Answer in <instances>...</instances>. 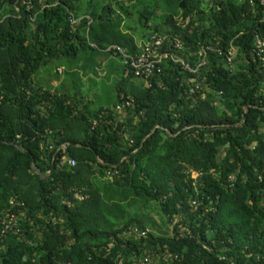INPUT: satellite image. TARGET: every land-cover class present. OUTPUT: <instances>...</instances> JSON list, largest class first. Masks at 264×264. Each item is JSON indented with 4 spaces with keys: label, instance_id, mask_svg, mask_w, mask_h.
<instances>
[{
    "label": "trees",
    "instance_id": "16d2710c",
    "mask_svg": "<svg viewBox=\"0 0 264 264\" xmlns=\"http://www.w3.org/2000/svg\"><path fill=\"white\" fill-rule=\"evenodd\" d=\"M166 4L179 26L158 21ZM134 24L178 39L193 69L202 47L236 55L210 51L197 74L169 57L143 79L117 52H140ZM258 39L259 0H0V264H264ZM105 63L82 92L74 67ZM154 204L163 235L145 222ZM11 216L18 232L2 238Z\"/></svg>",
    "mask_w": 264,
    "mask_h": 264
},
{
    "label": "built area",
    "instance_id": "2783aa9c",
    "mask_svg": "<svg viewBox=\"0 0 264 264\" xmlns=\"http://www.w3.org/2000/svg\"><path fill=\"white\" fill-rule=\"evenodd\" d=\"M264 3V0H259ZM24 5L27 6L28 10L31 9L32 5L30 3L24 2ZM72 16V14H71ZM72 23L76 24L77 21L72 19ZM169 45V46H167ZM171 46V47H170ZM182 43L178 39H168L166 37H160L158 35H153L149 41L144 45V47L140 50L136 55H128L124 52V50L117 48V52L124 58V64L128 66L131 70L134 71L137 77H141L143 79H147L155 74H159L161 72V66L166 58L171 57L175 62H180L186 70H188L191 74H197L201 67L206 65L207 55L210 51H218L221 55H225L228 61V64L231 65L234 56L236 55V51L233 47H231L228 53H224L222 50H217L212 47H202L199 51V62L197 63L196 68H191L189 63L185 62L180 57L176 56L172 53V49L181 50ZM262 48H264V41L258 39L257 42V55L261 58ZM196 89H200V84L197 85ZM132 104V101L127 99L124 103L117 107V110H122L124 107H128ZM69 164L73 167L75 166V161L70 160ZM196 176H194L195 178ZM75 198L84 201L86 199L85 196L80 194H76ZM2 233L1 237H6L8 232L17 230V221L14 216H11L9 220H4L2 222ZM137 231L134 230V233Z\"/></svg>",
    "mask_w": 264,
    "mask_h": 264
},
{
    "label": "crops",
    "instance_id": "0c3cea01",
    "mask_svg": "<svg viewBox=\"0 0 264 264\" xmlns=\"http://www.w3.org/2000/svg\"><path fill=\"white\" fill-rule=\"evenodd\" d=\"M136 3V1L134 2ZM114 9L116 10L117 12V15L124 18V19H127V15H126V12L121 10L120 7L118 6H114ZM137 14H136V20H137ZM132 30L129 29L128 32L133 36L134 40H135V43L136 45L138 46L139 49H142L144 47V45L148 42L146 41V39L143 38V33L141 31H139V26L138 25H133L132 26ZM134 30V31H133ZM141 43H143L141 45ZM114 60H117V59H113L112 61ZM109 63H105L103 64L101 67L97 68L96 71H93V69L89 68V69H83L82 68V64H80L79 67H74V70L72 73H77V74H81L82 78H81V85H80V89L82 92L86 93L88 92L92 87H94L95 85L94 84H101V82L104 80V78L108 75V72L106 71L107 69V65ZM110 71H112L110 69ZM99 72H104V78H101L99 79L97 76H98V73ZM55 77V75H52V77ZM64 72H63V68L62 69H59L58 70V75L56 78L57 81H55V85H60L61 83L64 82ZM73 80V79H71ZM96 81V82H95ZM100 86V85H99ZM96 92L94 91L92 94H91V97L94 96Z\"/></svg>",
    "mask_w": 264,
    "mask_h": 264
},
{
    "label": "rangeland",
    "instance_id": "374dc122",
    "mask_svg": "<svg viewBox=\"0 0 264 264\" xmlns=\"http://www.w3.org/2000/svg\"><path fill=\"white\" fill-rule=\"evenodd\" d=\"M148 1L153 2L154 0H148ZM166 6L167 7L164 10L158 9V16H159L158 21L160 20L161 17L167 18L169 16L171 17V15H172L174 18V22L176 23L175 26H179L182 23V21L179 18L178 13H174L175 11H173L172 7H170L168 4H166ZM165 27L167 28V30H170L173 28V25L170 22H168L167 26H165ZM142 44L143 43H141V45ZM113 63L115 66V70L110 71L112 73L109 75V76H111V80H110V83H108L107 88L112 87V85H115L116 82L119 81V79H120V75H118L117 70H118V68L121 69V63L119 62V60H114ZM79 76H80V78H82L81 74ZM97 77L99 79L104 78V72H99ZM140 82L144 83L143 80H140ZM144 216H145V222L147 223L149 230L152 231L155 235H163L164 232L167 231L165 224L163 223V221L160 217V211H159V208L157 205L154 204L150 210L145 211Z\"/></svg>",
    "mask_w": 264,
    "mask_h": 264
},
{
    "label": "water",
    "instance_id": "95a60500",
    "mask_svg": "<svg viewBox=\"0 0 264 264\" xmlns=\"http://www.w3.org/2000/svg\"><path fill=\"white\" fill-rule=\"evenodd\" d=\"M53 170H54V169H53ZM53 170H52V172H53ZM52 172H51V173H52Z\"/></svg>",
    "mask_w": 264,
    "mask_h": 264
}]
</instances>
